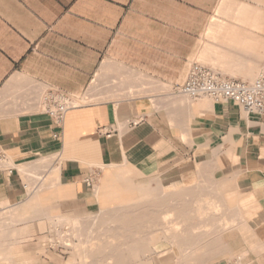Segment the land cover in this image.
<instances>
[{
	"label": "crops",
	"instance_id": "crops-1",
	"mask_svg": "<svg viewBox=\"0 0 264 264\" xmlns=\"http://www.w3.org/2000/svg\"><path fill=\"white\" fill-rule=\"evenodd\" d=\"M216 5L215 0H0V148L6 155L0 164V213L28 194L34 173L58 169L55 184L0 216L1 264H15L11 245L23 233L15 221L37 210L40 200L52 215L106 205L107 221L125 220V249L99 254L106 264L112 259L152 264L153 255L164 262L168 237L178 257L183 251V261L206 246L204 255L193 258L205 264L216 255L207 239L211 224L199 214L212 207L207 188L173 177L156 187L134 181L182 159L215 171L232 187L225 204L240 210L236 218H221L223 228L233 226L222 234L228 256L213 264H262L264 113L209 96L176 94L198 58L223 64L232 70L229 75L262 70L264 9L248 0H222L216 18ZM139 91L148 94H132ZM50 93L72 102L62 124L46 111ZM40 183L41 178L35 187ZM167 215L190 226L168 232L162 224ZM49 218L74 227L80 222L76 216Z\"/></svg>",
	"mask_w": 264,
	"mask_h": 264
},
{
	"label": "rangeland",
	"instance_id": "rangeland-1",
	"mask_svg": "<svg viewBox=\"0 0 264 264\" xmlns=\"http://www.w3.org/2000/svg\"><path fill=\"white\" fill-rule=\"evenodd\" d=\"M221 1L222 0H215V3L217 4L215 7L216 11L214 13L216 18H219L221 15L217 11ZM248 1L254 5H259L264 9V4L260 5L256 0ZM224 18L230 19L228 16H224ZM204 37L202 40L203 45H205L206 35H204ZM214 40L218 44H223L222 39L214 38ZM194 63H200L210 67L220 75L227 78L251 80L261 72L260 70L256 75L252 76L229 75L230 71L232 70H230L228 67H225L221 63H204L201 58L193 60L192 65ZM132 94L139 96L148 94V92L139 91ZM184 98L189 97L184 96ZM212 98L216 100L214 97ZM83 102L84 101H82V103ZM48 166L50 167V165ZM48 166L46 168H49ZM192 173L198 174L196 177H194L192 176ZM33 175L36 176V178L27 181L29 185L28 194L23 197L19 203L12 205L8 209L2 210L0 216L5 215L8 210L18 207L31 195V193L40 192L48 184H55L58 178L57 165L52 171H47L46 173L37 172ZM169 177L175 178L176 181L180 183L200 184L201 187L207 188L206 193L208 194V200L212 203V207L209 211L205 209L202 211V213H199L200 216H205V220L211 224L209 226L210 230L208 231L207 239L213 241L212 243L216 249V255L213 258L208 259L205 264H213L218 259L227 257V249L222 241V234L225 230L230 229L233 226L223 228L220 220L224 216L236 218L237 215H240V210L234 203L225 204L224 201L225 198L231 195L232 187L227 186L223 179L218 176L215 171H207V169H205L202 164L193 162L190 159H182L171 162L160 170L154 171L150 175L145 177H135L134 181L136 184H140L145 187L148 185L151 187H156L159 181H161L163 178ZM40 178L41 183L35 187ZM194 206L197 207L199 205ZM109 209L110 208H108L106 205H102L100 210L94 212L70 214L61 213L56 210L52 215L51 213H47L46 206L40 200L37 210H32L26 214L25 218L15 221L14 226L17 229L22 230L23 233L13 239L14 244L11 245V250L14 253L13 262H15V264H106V259H101V257L98 255L104 254V256H107L109 254V249L111 247H115V245H117V247L119 246L120 249H125V241L127 240L124 228H121L116 222L106 220L110 214ZM58 215L78 217L80 221L79 226L76 225V227H74L72 222L54 223L53 220L49 218L50 216ZM167 216L168 217L163 221L162 224H164V228L169 230L168 232H170V229H182L190 226L189 221L180 222L178 219H175V221H170V216ZM169 235L170 233L166 237ZM170 239L171 238L169 237L168 240L165 239L167 242L166 248L169 249L168 259L164 262H158L157 255H153L151 257H154L155 259H151L152 264H195L198 263V261L193 259L194 256H202L207 250V247L204 246L198 249L197 254L195 253V255L191 257L192 259L187 258L183 261V251H181L180 257H178V253L176 254L174 249L175 244ZM4 247H9V243L5 244ZM98 247L107 249L100 251L98 250ZM113 262L114 260L112 259V261H109L108 264H112ZM261 263L264 264V259L261 260Z\"/></svg>",
	"mask_w": 264,
	"mask_h": 264
},
{
	"label": "built area",
	"instance_id": "built-area-1",
	"mask_svg": "<svg viewBox=\"0 0 264 264\" xmlns=\"http://www.w3.org/2000/svg\"><path fill=\"white\" fill-rule=\"evenodd\" d=\"M177 93L191 98L209 95L222 102H234L248 112L264 113V63L261 72L251 80L227 78L210 67L194 63L187 79L177 87ZM72 106L63 93H50L45 99L47 113L58 124L64 122ZM5 158L0 148V164Z\"/></svg>",
	"mask_w": 264,
	"mask_h": 264
},
{
	"label": "bare ground",
	"instance_id": "bare-ground-1",
	"mask_svg": "<svg viewBox=\"0 0 264 264\" xmlns=\"http://www.w3.org/2000/svg\"><path fill=\"white\" fill-rule=\"evenodd\" d=\"M201 96H209V95H201ZM201 96H199V97H201ZM198 97V98H199ZM209 97H211V96H209ZM191 98V97H190ZM192 99H197V98H192ZM164 197V196H163ZM155 200V199H154ZM148 202H149V200H148ZM153 202H155V201H153ZM153 202H149V203H153ZM203 202V201H202ZM141 203V202H140ZM135 204V203H134ZM142 204V203H141ZM144 204V203H143ZM142 204V206H144ZM145 205H146V203H145ZM159 205V204H158ZM201 206V205H200ZM134 207H136V205H134ZM137 208V207H136ZM202 208H204L203 206H202ZM118 209V208H117ZM116 209V210H117ZM174 209V208H173ZM200 210V209H199ZM189 213V212H188ZM141 214V213H140ZM200 214V213H199ZM168 217V216H167ZM166 217V218H167ZM166 218H165V220H166ZM225 221V220H224ZM227 221V220H226ZM229 221H231V220H228L227 222L229 223ZM226 222V223H227ZM117 223H118V225L121 227V228H125L126 227V221L125 220H119V221H117ZM225 223V222H224ZM231 223V222H230ZM229 223V226L231 225ZM234 223V222H233ZM225 228H226V226H225ZM118 234V233H117ZM133 237V236H132ZM80 238V237H79ZM81 239V238H80ZM125 243H127V240L125 241ZM124 243V244H125ZM115 247H117V245H115ZM117 248H119V246L117 247ZM120 249V248H119ZM116 257H118L119 259H121V258H123V254L121 253V252H119V253H117V256ZM114 263V262H113ZM115 264V263H114Z\"/></svg>",
	"mask_w": 264,
	"mask_h": 264
}]
</instances>
